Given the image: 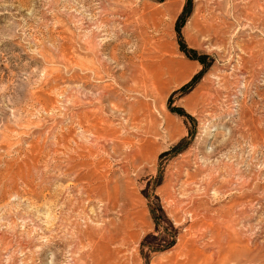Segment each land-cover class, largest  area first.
I'll use <instances>...</instances> for the list:
<instances>
[{"label": "rangeland", "instance_id": "obj_1", "mask_svg": "<svg viewBox=\"0 0 264 264\" xmlns=\"http://www.w3.org/2000/svg\"><path fill=\"white\" fill-rule=\"evenodd\" d=\"M0 264H264V0H0Z\"/></svg>", "mask_w": 264, "mask_h": 264}, {"label": "bare ground", "instance_id": "obj_2", "mask_svg": "<svg viewBox=\"0 0 264 264\" xmlns=\"http://www.w3.org/2000/svg\"><path fill=\"white\" fill-rule=\"evenodd\" d=\"M115 228H116V227H115ZM117 228H118V227H117ZM117 230H118V229H117ZM117 230H116V231H117ZM121 231H123V229H122ZM121 231H120V232H121ZM101 232H102V231H101ZM104 232H105V231H104ZM122 233H123V232H122ZM115 234H116V233H115ZM109 236L112 237L113 239L115 238V235L112 233V231H109ZM116 236H117V235H116ZM119 236H120V235H119ZM117 237H118V236H117ZM114 241H115V240H114ZM105 242H106V241H105ZM98 243H99V242H98ZM106 243H107V242H106ZM101 244H102V243H101ZM103 244H104V243H103ZM107 244H108V243H107ZM107 244H106V245H107ZM102 246H103V245H102ZM106 247H107V246H106ZM98 248H99V247H98ZM103 249H104V248H103ZM97 254H98V253H97Z\"/></svg>", "mask_w": 264, "mask_h": 264}]
</instances>
